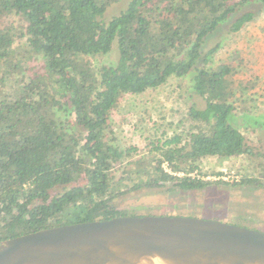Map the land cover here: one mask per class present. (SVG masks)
I'll return each mask as SVG.
<instances>
[{"label":"trees","instance_id":"16d2710c","mask_svg":"<svg viewBox=\"0 0 264 264\" xmlns=\"http://www.w3.org/2000/svg\"><path fill=\"white\" fill-rule=\"evenodd\" d=\"M119 1L0 0V242L138 216L119 201L142 190L264 189V153L228 121L232 66L208 67L219 45L202 51L222 25L240 32L255 19L241 10L264 0H131L104 22ZM115 41L118 62L97 68ZM190 74L205 107L189 109L186 134L158 139L145 154L115 143L109 121L122 96ZM240 157L254 163L253 175L243 171L231 184L206 179L225 173L205 162ZM238 210L245 217L248 208Z\"/></svg>","mask_w":264,"mask_h":264},{"label":"rangeland","instance_id":"374dc122","mask_svg":"<svg viewBox=\"0 0 264 264\" xmlns=\"http://www.w3.org/2000/svg\"><path fill=\"white\" fill-rule=\"evenodd\" d=\"M130 1L120 0L110 5L103 17L104 22L108 23L119 15ZM247 11L255 13L252 22L238 33H231L232 22L222 25L205 40L202 51L206 53L216 45L220 46L208 67L216 68L222 63L232 66L230 79L234 83L235 110L228 121L245 135L253 148L264 153V5L254 4L243 8L239 14ZM5 20L12 22V19ZM118 58L115 41L112 52L96 58L95 65L97 68L112 66ZM192 77V74L184 78L172 77L157 89L122 96L109 121L115 143L122 148L136 146L141 154H145L151 143L158 139L186 134L189 125L185 119L189 109L194 105L198 107L196 109L205 107L203 99L193 93ZM253 167L254 163L250 164L242 157L211 159L204 163V168L210 172L225 173L220 178L210 175L207 180L222 179L230 184L238 181L243 171L247 176L253 175ZM119 202L138 216H186L264 232V189L212 185L185 194L142 190L126 195ZM237 206L248 208L245 217L239 210L235 211Z\"/></svg>","mask_w":264,"mask_h":264},{"label":"water","instance_id":"95a60500","mask_svg":"<svg viewBox=\"0 0 264 264\" xmlns=\"http://www.w3.org/2000/svg\"><path fill=\"white\" fill-rule=\"evenodd\" d=\"M0 264H264V232L186 216H121L1 241Z\"/></svg>","mask_w":264,"mask_h":264},{"label":"crops","instance_id":"0c3cea01","mask_svg":"<svg viewBox=\"0 0 264 264\" xmlns=\"http://www.w3.org/2000/svg\"><path fill=\"white\" fill-rule=\"evenodd\" d=\"M264 88V87H263ZM256 91H258V90H256Z\"/></svg>","mask_w":264,"mask_h":264}]
</instances>
